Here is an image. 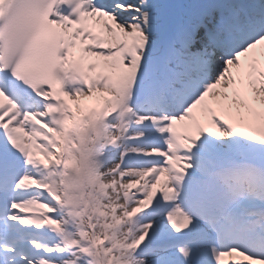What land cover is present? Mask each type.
Wrapping results in <instances>:
<instances>
[{
	"label": "snow or ice",
	"instance_id": "snow-or-ice-1",
	"mask_svg": "<svg viewBox=\"0 0 264 264\" xmlns=\"http://www.w3.org/2000/svg\"><path fill=\"white\" fill-rule=\"evenodd\" d=\"M0 264H264V0H0Z\"/></svg>",
	"mask_w": 264,
	"mask_h": 264
}]
</instances>
